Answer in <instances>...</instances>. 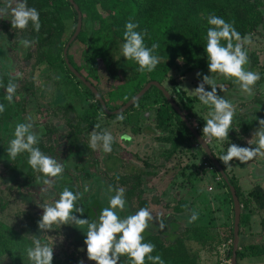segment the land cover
<instances>
[{
  "label": "rangeland",
  "instance_id": "374dc122",
  "mask_svg": "<svg viewBox=\"0 0 264 264\" xmlns=\"http://www.w3.org/2000/svg\"><path fill=\"white\" fill-rule=\"evenodd\" d=\"M7 3L8 0H0V7L6 6ZM14 3L15 0L13 6ZM0 23H10V16H0ZM5 30L7 33L12 31L11 28L0 26V33ZM69 31L70 24H67L65 33ZM4 36L0 35V37ZM17 36L8 39L6 44L0 43V52L4 50V55H0V73L7 71L10 77L16 78L13 82L17 84V90L13 100L19 104V122L30 121L33 124L34 129L40 134L41 143L49 144L53 148L55 154L52 157L63 163L66 170L64 175L53 178V186L48 187L37 182V176L40 174L33 169L31 177L26 175V172L23 176L14 174L8 168L12 166V162L0 158L1 223L26 239L33 241L37 237L41 243L44 241L53 247V260L72 256L77 264L81 261L83 264H94L87 260L83 243L86 228H78L74 224H54L48 230L38 228L43 212L39 205L57 199L62 191L59 192V185L68 183L74 189V193L81 194L77 207L83 208L82 205L87 207L90 206L91 201H96L99 211L108 206L109 186L113 189L124 188L126 205L123 211L118 210V214L123 218L134 214L140 208H147L153 220L149 222V227L143 235L146 233L158 235L164 244L171 242L185 227L209 225L216 228L219 233L225 231V226L231 224L229 217L232 214V204L228 203L227 197L226 200L221 198V189L217 185L210 193H207L206 187L202 188L207 183L210 184V179L203 178L198 171L201 169L200 165H197L198 159H191L188 155L189 151L186 152L183 148L169 158H164L162 151L167 146L159 140L161 133L154 130V115L151 109L139 110L138 114L131 117L130 122L100 115L97 125L101 132L106 131L113 136L112 151L105 153L99 147L93 150L89 146V133L92 130L86 131L83 128L77 135L79 144L76 148L77 154L72 155L71 152L75 151V148L71 144L68 145L67 136L72 131L71 126L77 122L78 116L90 101L87 98L78 99L74 96L70 85V82L74 84V81L69 80L65 73L49 68L44 62L36 64L32 45L27 48L22 45L14 47ZM248 36H251L252 42L245 45V50L247 55H254L256 58L255 65L249 70L259 73L261 77L264 69V22L259 32L250 33ZM25 54H28L29 58H25ZM74 62L79 64L80 60L74 59ZM2 64H7L8 67H2ZM177 65L181 67V62L177 61ZM245 69L248 70V64L245 65ZM181 72V68L172 70L168 76L172 78L174 84H170L165 78L161 86L176 103L177 95L174 90L177 88L189 98L191 110L187 119L198 132L202 133L208 109L201 105L199 100H195V96L188 91L194 90L204 75L212 76L216 80L217 94L230 100L234 105L235 115L227 140L208 141L207 137L204 138L212 148L215 158L225 154L230 144L241 147L251 146L248 141L252 139L259 126L244 130L242 125L255 117L256 121L264 117V82L257 81L253 88L254 94L245 95L232 80L209 73L208 69L194 70L185 74ZM197 73L200 75L198 76ZM17 74H20L19 78ZM94 80L98 92L104 96L110 86L115 84V81L102 69L96 70ZM205 89L211 90L208 85H205ZM81 90L82 88L77 85V91L81 92ZM107 101L111 107L117 108L122 105L119 98L107 99ZM62 106L69 107L72 111L68 110L64 113L59 109ZM240 118L242 121L239 122ZM11 125L12 123L9 122L7 127L11 128ZM42 128L48 132L44 133L43 130L41 131ZM131 128H137L139 132L133 133ZM122 135L128 136L129 140L124 141ZM8 143L9 140H6L3 132L0 131V146L6 152ZM224 171L225 174L238 179L240 190L244 194L254 185L264 189V156L258 155L245 163L233 160L229 165H225ZM116 177L122 178L123 182ZM134 177H139L138 189L142 193L139 195L138 189H134L131 195H127L126 191L129 190ZM139 202H143L144 206ZM177 203L184 204L186 208L172 210ZM193 211L198 213V219L189 223ZM226 212L228 219L224 215ZM242 213L247 218L237 245L264 243V228L260 225V221L264 219V210L251 212L244 209ZM74 215L79 216L78 213ZM160 222L165 225L163 229L159 227ZM228 244V242H215L204 250H199L197 264H228L229 259L225 260ZM0 264L7 263L0 258ZM118 264H121L120 261ZM237 264H264V255L237 261Z\"/></svg>",
  "mask_w": 264,
  "mask_h": 264
},
{
  "label": "trees",
  "instance_id": "16d2710c",
  "mask_svg": "<svg viewBox=\"0 0 264 264\" xmlns=\"http://www.w3.org/2000/svg\"><path fill=\"white\" fill-rule=\"evenodd\" d=\"M72 2L81 14V24L78 34L66 50L67 62L96 90L94 76L97 69H102L110 79L115 81V84L107 90L106 96L100 94L97 90L104 106L110 111L116 109V107H111L107 99L119 98L121 104H123L149 81H156L162 85V81L166 78L173 85L172 78L168 76L172 70L181 68L183 74L194 70H207V56L204 47L206 45L207 29L210 27L207 24L209 15L214 14L223 18L226 22L232 23L242 37L259 32L264 19V0H72ZM26 3L28 7H34L39 12L41 25L40 30L37 32L29 23L28 27L22 30L24 35L20 38V40L28 39L33 42L31 45L35 50V63L44 62L49 68L65 73L69 80L74 81V84L70 82L74 96L78 99L81 97L87 98L90 101L78 116L77 122L71 126L72 131L67 136L68 145L71 144L75 148V151H72L71 154L76 156V148L79 147L77 135L82 132L83 128L86 131L93 130L100 115L112 119L116 118L117 114H104L99 103L94 101L90 91L64 65L62 49L73 33L76 22V13L68 1L26 0ZM128 22L138 25L135 31L144 35L146 46L159 45L154 54L159 56L160 63L152 72H139L137 64L131 60H125L121 55L120 46L123 43V33ZM67 24H70V31L65 33ZM247 56L249 70L255 65L256 58L254 55L248 54ZM24 57L29 58L28 54H25ZM74 59L80 60V63L76 64ZM177 61L181 62V67L177 65ZM2 67H8V65L4 64ZM9 80L16 81V78L10 77L7 71L0 73V81L5 86ZM260 80L262 83L264 82V69ZM77 85L82 88L81 92L77 91ZM176 90L174 91L177 95V103L173 101L182 112L186 113L184 115L187 118L191 110L190 100L183 93ZM5 96V88L0 87V104L5 106V111L0 113V131L3 132L6 140L10 141L13 138L15 125L20 121L19 104L14 100L9 103ZM195 100H198V98L195 97ZM59 109L63 110L64 113H67L68 110L72 111L71 108L65 106ZM142 109L153 110L154 130L161 133L159 140L167 146L162 151L165 159L183 148L186 152L189 151L188 155L193 160H199L200 157L204 156L199 146L193 147L194 140L190 133L155 87H150L122 112L125 117L124 120L130 122L131 117L138 114V111ZM240 121H242L241 118ZM9 122L12 123L11 128L7 127ZM258 126V122L251 119L244 122L242 128L250 130ZM96 130L101 132L100 127ZM131 131L133 133L139 132L137 128H131ZM43 132L48 131L45 129ZM198 133L203 139L205 138L201 132ZM121 137L124 141L129 140L128 136L122 135ZM36 147L45 155L52 157L55 154L49 144L43 145L40 140ZM251 147H255V145L252 144ZM209 149L215 157L212 148L209 147ZM0 158L12 162V166L8 168L14 174L23 176L26 172V175L31 177L33 170L27 163V153L19 154L15 159H11L7 152L3 150V147L0 146ZM216 160L224 171L225 165L223 162L219 160V157H216ZM65 170L66 167L64 166L62 175H64ZM203 172H205L203 169L200 170V173ZM149 173L147 172V174ZM227 177L240 205L239 237L247 218L242 213L243 210L246 209V211L250 210L251 212L264 210V189L259 185H254L246 194H243L236 178L228 174ZM116 179L123 182L122 178L116 177ZM139 182V177L133 178V183L126 191L127 195H131L134 189H138ZM217 186L221 191H224V198L227 197L228 203L231 204L227 187L223 181L221 180ZM64 187H68L75 192L68 183L59 185V192ZM137 192L139 195L142 193L140 189ZM139 203L144 206L143 202ZM82 206L83 214L78 213L79 218H88L89 220L97 218L99 206L96 201H91L90 206ZM1 208L2 205L0 204V210ZM185 208L184 204L177 203L172 210H184ZM93 209L96 213L92 212ZM224 215L227 217V212ZM231 215L229 217L231 224L225 226L224 232L219 233L216 228L209 225L193 226L185 227L168 244H164L158 235L152 233L144 235V242L155 245L151 255L161 256L164 264H197L199 250H204L205 247H209L215 242H228L225 259L227 260L230 258L231 252ZM260 225L261 228H264V219L260 221ZM43 243L46 244L42 241ZM31 246H33V241L26 239L0 222V258L4 259L7 264H31L25 251L27 247ZM262 255H264V243L259 245H237L235 264H237V261ZM119 261L121 264H131L126 256H121ZM52 264H77V261L72 256H65L63 259L53 260ZM145 264H151V261L146 260Z\"/></svg>",
  "mask_w": 264,
  "mask_h": 264
},
{
  "label": "clouds",
  "instance_id": "9594fccd",
  "mask_svg": "<svg viewBox=\"0 0 264 264\" xmlns=\"http://www.w3.org/2000/svg\"><path fill=\"white\" fill-rule=\"evenodd\" d=\"M0 16H10L11 27L21 31L25 30L29 23L37 32L41 27L39 12L34 7H28L26 0H15L14 6L13 0H8L6 6L0 7ZM207 24L210 27L206 33L204 52L207 56L208 72L232 80L242 94L253 95L254 85L260 80V74L245 69V65L248 64L245 45L251 44V36L242 37L232 23L226 22L214 14L207 17ZM137 27L138 25L132 22L125 25L120 52L125 60H131L138 65L139 72H152L160 63L159 56L154 54L159 45L146 46L144 35L135 31ZM19 43L27 48L33 42L21 39ZM197 75L200 74L197 73ZM19 76L20 74H17V78ZM205 85L210 86L211 90H206ZM0 87L5 88V99L12 103L17 84L13 80H9L5 86L0 81ZM217 89L216 80L210 75H204L194 90H184L198 98L200 104L208 109L202 129L203 136L207 137L208 141L215 139L223 142L227 140L235 108L230 100L217 94ZM180 90L177 88L176 91ZM4 111V104H0V113ZM124 118L122 113L116 116L118 121H123ZM257 122L259 127L254 132L252 139L248 141L249 145L255 144V147L230 144L226 153L219 157L224 165H229V162L233 160L245 163L258 155L264 156V119H258ZM98 128L99 125H96L89 133V146L93 150L99 147L103 152L110 153L114 138L109 132H98L96 130ZM39 138L40 134L30 121L19 122L14 127L13 138L8 143L7 154L11 159H15L19 154L27 153L28 165L40 174L37 176V182L52 187L53 178L62 175L64 165L57 159L45 155L36 147ZM107 191L110 193L108 206L99 211L95 220H89L74 215V213L83 214V209L77 207V201L81 198V194L74 193L67 187L63 188L57 199L39 205L43 212L38 222V228L48 230L54 224H74L78 228H86L83 243L86 248L87 260L94 264H118L121 256H126L131 264H145L146 260L151 261V264H164L161 256L151 255L155 245L144 242L143 234L149 227V222L153 220L150 211L147 208H140L134 214L122 218L118 214V210L123 211L125 208V189H113L109 186ZM113 192L114 194H111ZM197 219L198 213L193 211L189 223ZM159 227L163 229L164 223L160 222ZM25 251L31 264H52L53 247L42 244L37 237L33 239V246L27 247ZM80 264L83 262L81 261Z\"/></svg>",
  "mask_w": 264,
  "mask_h": 264
},
{
  "label": "water",
  "instance_id": "95a60500",
  "mask_svg": "<svg viewBox=\"0 0 264 264\" xmlns=\"http://www.w3.org/2000/svg\"><path fill=\"white\" fill-rule=\"evenodd\" d=\"M67 1L72 6V9L76 13V22H75L73 33L71 34L69 39L66 41L62 49V59H63L65 67L86 89L90 91V93L93 96L94 101H97L99 103L102 111L106 115H116V114L122 113L128 107H130L138 98H140L150 87H155L161 93L165 101L173 109V111L177 114L179 119L182 121V123L184 124L188 132L190 133L194 142H196L197 145L200 147L205 157L208 159V161L213 166L216 173L220 176L221 180L227 187L230 200H231V204H232V229H231L232 238H231V243H230L231 252H230V258H229L228 264H235L236 263L235 252L237 250V243H238V222H239V215H240V205L238 203L233 187L229 184L227 175L220 167L216 158L212 155L206 141L199 135L196 128L191 126V124L189 123L188 119L185 117L183 112L173 101V97L170 96L169 93L163 88V86L158 84L156 81H149L145 83L139 91H137L130 99H128L125 103L120 105L118 108L111 110V111H108L106 109L97 90L93 86H91L89 82L85 81V79L81 77L67 62L66 50L69 44L75 39L76 35L78 34L80 30V24H81V14L78 11L76 5L72 2V0H67ZM92 212L96 213L94 209L92 210Z\"/></svg>",
  "mask_w": 264,
  "mask_h": 264
},
{
  "label": "built area",
  "instance_id": "2783aa9c",
  "mask_svg": "<svg viewBox=\"0 0 264 264\" xmlns=\"http://www.w3.org/2000/svg\"><path fill=\"white\" fill-rule=\"evenodd\" d=\"M208 143V142H206ZM197 143L194 142L193 143V147H197ZM201 169H203V173H201L203 176L204 174L208 175L209 179H210V184H208L205 188V190L207 191V193H210L214 190L215 185H217L218 183L221 182V178L220 176L216 173V171L214 170L213 166L210 164V162L208 161V159L205 157V155L203 157H200V159L198 160ZM200 170H198L200 172Z\"/></svg>",
  "mask_w": 264,
  "mask_h": 264
},
{
  "label": "flooded vegetation",
  "instance_id": "af4514ba",
  "mask_svg": "<svg viewBox=\"0 0 264 264\" xmlns=\"http://www.w3.org/2000/svg\"><path fill=\"white\" fill-rule=\"evenodd\" d=\"M263 22H264V19H263ZM0 26L12 29V31H10L8 33L6 32V30H5V32L0 33V35H5L4 37H0V43L6 44L8 39L15 38L14 35H18L16 37V40H15V43H14V47L15 46L18 47V45L20 46V43H17V42L20 41V38H21V36L24 35V33L21 30L12 28L11 27V23H0ZM0 53H1L0 55H4V50H2V52H0ZM2 65L4 66V64H2Z\"/></svg>",
  "mask_w": 264,
  "mask_h": 264
},
{
  "label": "crops",
  "instance_id": "0c3cea01",
  "mask_svg": "<svg viewBox=\"0 0 264 264\" xmlns=\"http://www.w3.org/2000/svg\"><path fill=\"white\" fill-rule=\"evenodd\" d=\"M206 177H208V175H206V174H204V176H203V178H206ZM202 178V177H201ZM237 183H238V186H239V181H238V179H237ZM208 185V183L205 185V186H202V188L203 187H206ZM240 188V187H239ZM224 191H221V198H223V199H225L224 198V193H223ZM244 194V193H243ZM225 218H227L228 219V217H226L225 216Z\"/></svg>",
  "mask_w": 264,
  "mask_h": 264
}]
</instances>
